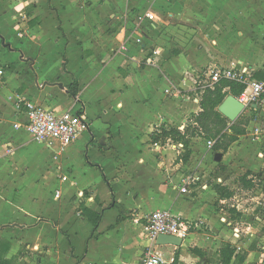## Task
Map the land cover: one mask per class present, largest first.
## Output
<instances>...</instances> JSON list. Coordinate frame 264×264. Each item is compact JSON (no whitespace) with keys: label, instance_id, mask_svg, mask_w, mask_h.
Here are the masks:
<instances>
[{"label":"crops","instance_id":"obj_1","mask_svg":"<svg viewBox=\"0 0 264 264\" xmlns=\"http://www.w3.org/2000/svg\"><path fill=\"white\" fill-rule=\"evenodd\" d=\"M161 26L176 32L172 52L170 38L158 35ZM233 66L264 76V0H0L5 259L140 264L152 246L175 257L174 264H220L228 242L246 255L244 264H264V107L246 106L241 115L249 122L222 153L208 151L200 136L187 149L171 138L152 140L163 127L182 133L196 127L205 90L199 77L203 82L211 70ZM74 80L77 100L68 96ZM29 103L81 110L89 129L66 148L38 143L14 127L27 120ZM238 119L224 133L232 134ZM250 124L258 137L239 145ZM257 183L262 188L248 211L240 195ZM161 210L193 222L182 247L149 240L147 217Z\"/></svg>","mask_w":264,"mask_h":264},{"label":"built area","instance_id":"obj_2","mask_svg":"<svg viewBox=\"0 0 264 264\" xmlns=\"http://www.w3.org/2000/svg\"><path fill=\"white\" fill-rule=\"evenodd\" d=\"M145 18L151 22L156 20L155 15L152 13H147ZM201 79L199 77L200 83L197 84L203 89L213 88L222 79L236 81L245 86L243 93L238 98L241 103L248 107L252 105L264 107V77L258 80L252 74L233 66L230 69H213L207 73L205 81L201 82ZM26 106L27 120L23 124L16 123L14 127L26 131L38 143L47 146L56 143L62 148H66L73 144L80 134L89 129V123L80 112L81 110L57 112L36 107L31 103ZM215 144V141H207V150L212 151ZM154 147L159 149L157 144ZM62 180L65 181L66 178L64 177ZM193 226L192 221L176 217L168 210H161L147 217L145 229L149 240L152 244H155L159 235H171L184 241L189 237ZM174 263L175 257H168L150 246L144 252L140 264Z\"/></svg>","mask_w":264,"mask_h":264},{"label":"trees","instance_id":"obj_3","mask_svg":"<svg viewBox=\"0 0 264 264\" xmlns=\"http://www.w3.org/2000/svg\"><path fill=\"white\" fill-rule=\"evenodd\" d=\"M264 76L256 77L258 80L263 79ZM245 86L227 79H222L214 85L213 88L205 89L200 100L201 112L194 117V121L197 126H188L184 133L180 132L175 128H162L160 133L153 134L152 140L157 142L159 140L166 141L171 138L176 142H182L184 147L187 149L190 143V139L196 136L205 138H218L229 125V120L218 111V108L223 104L226 97L231 94L234 97H240L243 93ZM80 93V88L77 80L68 87V96L71 99L77 100ZM219 148L217 149V153ZM189 156V151H186ZM86 214H90L89 211H85ZM93 216V215H92ZM93 218V224L96 227L101 219L100 215L95 214ZM123 220L119 218L118 222ZM8 249L3 251L0 250V264H12L9 260L5 259ZM191 253L197 257L205 258V253L198 249H190ZM220 264H244L246 255L238 252L237 248L231 243L223 242L219 250ZM178 255L176 258L178 259Z\"/></svg>","mask_w":264,"mask_h":264},{"label":"rangeland","instance_id":"obj_4","mask_svg":"<svg viewBox=\"0 0 264 264\" xmlns=\"http://www.w3.org/2000/svg\"><path fill=\"white\" fill-rule=\"evenodd\" d=\"M158 16L160 17V18H164L163 17V14H158ZM181 16V15H180ZM191 17V14H189V15H187L185 18L186 19H188V18H190ZM179 18L180 17H178V19H176V21H179ZM182 19V18H181ZM180 19V20H181ZM175 21V20H174ZM173 21V22H174ZM178 23V22H177ZM182 23V22H181ZM184 23V22H183ZM182 23V25H184ZM176 26H180V24H176ZM161 30H158L157 32L159 33H157L158 35H165V36H167L168 38H170V40L168 41V47L170 48V51L172 52L173 50H175V49H177V47L176 46H178L179 44L178 43H176L175 42V39H176V37H175V33L176 32H174L172 29H170L169 27H166V28H163L162 26H161V28H160ZM174 35V36H173ZM244 116V115H243ZM242 115L240 116V120H239V122L237 123V125H235L234 127H233V132H232V134H227V131L224 133H222L218 138H205V137H202V142L201 143H203V145H205V140H212V141H215V147H214V153H217V149L219 148V153H222V152H224V151H226V150H228L227 149V147H229V145L233 142V140H235L237 137L235 136L236 134H238V131H242L243 130V125H246L248 122H249V120H250V118L248 119V118H244ZM259 119H263V121H264V117H262V116H259ZM8 122V121H7ZM9 124V123H8ZM251 124L249 125V127H248V129H251V130H248L247 131V134L246 135H248L247 137H243V139H242V141L240 142V144L239 145H244V139H254V138H257L258 136H255L254 135V132H255V129H254V126L253 127H251ZM261 128L260 129H263L264 130V123L263 124H261V126H260ZM98 132L99 133H101L102 132V129L101 128H99L98 129ZM261 137V136H260ZM253 142V141H252ZM254 143V142H253ZM255 144V143H254ZM249 147H247V149H248ZM262 148H264L263 146H261L260 147V151H262V152H264L263 150H262ZM76 150H78L76 153H81V151H80V149H78V148H76L75 149V151ZM247 151V150H246ZM259 150L258 149H254V153L255 152H258ZM72 153V152H71ZM231 153H232V150H231ZM234 153H238V151H236V152H234ZM244 153H246V152H244ZM236 181H238V179L236 180ZM261 184L260 183H257V187L256 188H254V190H250V191H247L245 194L246 195H244V194H241L240 195V198L242 199V198H245V200H246V204H245V209L246 210H250V208H252L253 207V202H252V198L254 197V196H259V194L258 193H260V191H261V188H262V186H260ZM262 199V198H261ZM236 204V203H235ZM244 206V205H243ZM262 209H263V206H259V211L261 212L262 211ZM261 234V233H260ZM213 252H214V248H213V250H212ZM216 256H215V254L214 253H212L211 254V259L213 260H215L216 258H215Z\"/></svg>","mask_w":264,"mask_h":264},{"label":"water","instance_id":"obj_5","mask_svg":"<svg viewBox=\"0 0 264 264\" xmlns=\"http://www.w3.org/2000/svg\"><path fill=\"white\" fill-rule=\"evenodd\" d=\"M246 106L241 103L236 97L229 96L224 103L219 107V112L227 118L230 122H235L245 111ZM216 162L222 161V154H217L215 157ZM157 246H174L177 248L182 247L183 241L180 238L171 235H159L156 239Z\"/></svg>","mask_w":264,"mask_h":264}]
</instances>
